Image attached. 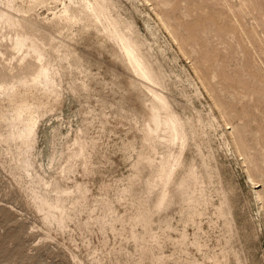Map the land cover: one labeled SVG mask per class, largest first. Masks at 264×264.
Wrapping results in <instances>:
<instances>
[{
	"label": "rangeland",
	"instance_id": "1",
	"mask_svg": "<svg viewBox=\"0 0 264 264\" xmlns=\"http://www.w3.org/2000/svg\"><path fill=\"white\" fill-rule=\"evenodd\" d=\"M116 1L121 15L136 23L171 77L177 109L193 120L201 113L206 122L209 114L220 122V126H207L197 138L208 165L205 184L212 183L205 185L211 209L197 218L196 224L186 225L175 214L171 221L174 228L165 232L156 229V238H149L144 248L128 238L127 223L102 227L97 219L100 201L114 199L125 187L135 153L124 145L133 133L131 121H114L112 113L105 126L97 110L89 130L94 139L89 160L93 170L88 171L87 164L79 159L68 181L53 179L48 188L51 195H56L80 182L89 190L85 211L63 230L45 224V213L37 208L29 192V179L18 175L12 166L14 160L6 155L7 146L1 144L0 264H212L213 257L220 258L227 249L230 264H264V0H149L150 4L144 0ZM56 9L50 4L37 11L46 18ZM8 34L9 30L0 26V43ZM92 41L96 43L90 47L97 44L96 39ZM10 58H0V68ZM72 81L68 75L62 84L66 106L61 118L39 126L35 172L46 179L52 173L46 169V162L54 143L61 141L68 126L77 123L76 112L85 107V102L96 103V98L88 99L83 94L71 97ZM98 90L110 98L118 97L111 85H99ZM237 130L244 135L252 162L235 148ZM218 205L229 212L230 229L215 212ZM119 210L124 214L132 208L126 204ZM181 227L187 233L186 246L182 247L177 243L184 230Z\"/></svg>",
	"mask_w": 264,
	"mask_h": 264
},
{
	"label": "bare ground",
	"instance_id": "2",
	"mask_svg": "<svg viewBox=\"0 0 264 264\" xmlns=\"http://www.w3.org/2000/svg\"><path fill=\"white\" fill-rule=\"evenodd\" d=\"M50 4L57 11L42 18L37 9ZM0 26L9 30L5 41L0 43V58L11 56L9 63L0 68V146L3 143L7 146L6 155L14 160L12 166L18 175L29 179V186L26 185L37 208L44 211L46 225L63 230L85 211L89 190L82 183L56 195H51L48 188L53 179L60 183L68 181L79 159L87 164L88 171L93 170L89 160L94 139L89 130L98 111L105 126L112 113L114 121H131L133 133L129 131V141L124 145L135 153L125 187L114 199L106 197L100 201L101 214L97 219L102 227L127 223L128 238L144 248L149 238H156V229L165 232L174 228L171 221L175 214L186 225L196 224L197 218L208 214L211 209L205 187L210 184H205L208 165L197 138L207 126H220V122L210 114L206 122L201 113L193 120L177 109L171 77L136 23L121 15L116 0H0ZM92 39L97 40L93 48ZM13 61L16 63L12 64ZM68 75L76 86L68 83L71 97L83 94L88 99L96 98V103L85 102L87 106L74 111L77 123L65 127L61 141L54 143L47 155L46 169L52 173L46 179L35 172L39 126L61 118L66 106L62 84ZM99 85H111L118 97L106 96L98 90ZM234 144L252 162L241 130L236 131ZM255 193L262 199L260 192ZM126 204L132 210L123 214L119 209ZM224 204L220 206L222 209ZM221 208L218 205L215 212L230 229L229 212ZM180 236L177 243L182 247L187 241L186 229ZM229 253L227 249L220 258L213 257L212 264H230Z\"/></svg>",
	"mask_w": 264,
	"mask_h": 264
}]
</instances>
